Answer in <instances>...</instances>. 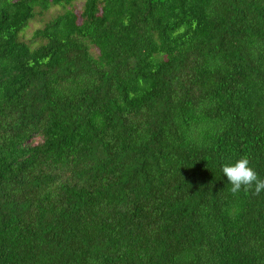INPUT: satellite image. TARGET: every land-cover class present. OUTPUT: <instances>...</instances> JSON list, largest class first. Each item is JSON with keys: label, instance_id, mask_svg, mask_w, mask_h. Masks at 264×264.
I'll return each instance as SVG.
<instances>
[{"label": "trees", "instance_id": "obj_1", "mask_svg": "<svg viewBox=\"0 0 264 264\" xmlns=\"http://www.w3.org/2000/svg\"><path fill=\"white\" fill-rule=\"evenodd\" d=\"M243 156L264 179V0H0V264H264Z\"/></svg>", "mask_w": 264, "mask_h": 264}, {"label": "clouds", "instance_id": "obj_2", "mask_svg": "<svg viewBox=\"0 0 264 264\" xmlns=\"http://www.w3.org/2000/svg\"><path fill=\"white\" fill-rule=\"evenodd\" d=\"M222 173L227 177L231 185L230 191L234 195L242 189L253 195H259L264 191V179L258 177L257 172L250 166L247 156L239 158L232 164H224Z\"/></svg>", "mask_w": 264, "mask_h": 264}, {"label": "rangeland", "instance_id": "obj_3", "mask_svg": "<svg viewBox=\"0 0 264 264\" xmlns=\"http://www.w3.org/2000/svg\"><path fill=\"white\" fill-rule=\"evenodd\" d=\"M81 7V1H75L72 5V8L75 11H78ZM61 11V9L57 6L50 8L47 12L43 13L40 16H36L34 19L30 20L27 24V27L21 32L20 37L24 41H28L31 35V32L42 25V23L51 17L53 14Z\"/></svg>", "mask_w": 264, "mask_h": 264}]
</instances>
